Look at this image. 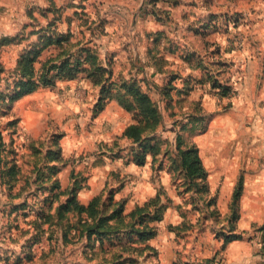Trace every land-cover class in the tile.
<instances>
[{
	"label": "rangeland",
	"instance_id": "rangeland-1",
	"mask_svg": "<svg viewBox=\"0 0 264 264\" xmlns=\"http://www.w3.org/2000/svg\"><path fill=\"white\" fill-rule=\"evenodd\" d=\"M259 25L264 0H0V264H153L152 254L139 257L131 249L136 236L129 217L114 222L101 242L82 235L85 215L73 205L68 210L72 188L80 187L82 203L92 196L82 197L90 187L84 160L106 150L113 161L148 169L154 193L127 206L140 179L122 176L114 164L91 197L100 195L104 215L115 209H107L110 202L124 200L130 212L160 194L170 206L181 201L176 207L185 221L175 227L178 234L200 225L202 208L214 204L218 188L210 190L208 177L190 185L176 157L177 136L186 150L195 143L202 161L211 158V146L201 152L198 137L211 136L212 119L228 112L249 67L264 74V61L251 65L245 54L246 41L252 54L264 53V32L253 31ZM37 50L36 72L66 58L84 61L85 70L15 97ZM124 84L146 93L158 112L146 118L142 142L116 133L139 120L138 113L103 98L104 87L115 95L127 91ZM78 101L85 102L75 106ZM141 143L155 146L144 165L134 162ZM127 186L131 193L119 196ZM252 229L251 237L264 235V223Z\"/></svg>",
	"mask_w": 264,
	"mask_h": 264
},
{
	"label": "crops",
	"instance_id": "crops-1",
	"mask_svg": "<svg viewBox=\"0 0 264 264\" xmlns=\"http://www.w3.org/2000/svg\"><path fill=\"white\" fill-rule=\"evenodd\" d=\"M257 28L264 32V25L256 26L253 31L257 32ZM261 42L264 49V40ZM245 46L248 47L245 54L251 55L246 58L251 65L264 61V53L252 54L253 47L247 41ZM207 97L203 99V103L208 101ZM64 100L67 101L66 98ZM230 100L228 112L217 114L212 119L211 136H208V133L197 139L201 152L211 146V158H203V163L208 172L210 190L215 191L218 188L213 206L202 208V214L208 216V211L216 210L218 215L208 217L200 225L196 224L178 234L174 229L183 223L185 218L177 209V204L181 201L173 198V205L169 206L163 220L156 223L157 235L148 241L158 252L157 257L150 261L153 264H210L209 261L213 259L220 261L217 264H264V235L251 237L253 225L264 223V74L259 75L255 68L253 70L249 67V72L239 78L237 92ZM84 102L73 104L76 106L77 103ZM211 102L213 106L214 101ZM67 103H72L70 98ZM116 133L121 136L123 128H119ZM110 154L111 152L106 150L100 157L90 156L84 160L82 166L88 167L90 172V187L84 190L83 198L100 192L114 164L120 167L122 176L126 173L134 174L133 176L137 177H134L135 179H140L137 188L140 185L141 189L145 187L148 191L145 195L139 189L134 196L135 200L130 198L127 206L131 207L132 201L140 202L154 193L148 180V169L125 164L122 159L113 161ZM238 177H242L243 183L235 234L241 237L225 244L220 233L229 228L225 223L228 222L230 203ZM166 180L165 175L164 184H168ZM130 193L127 186L119 196H127ZM92 196L83 203H88ZM221 219H224V224H221Z\"/></svg>",
	"mask_w": 264,
	"mask_h": 264
},
{
	"label": "trees",
	"instance_id": "trees-1",
	"mask_svg": "<svg viewBox=\"0 0 264 264\" xmlns=\"http://www.w3.org/2000/svg\"><path fill=\"white\" fill-rule=\"evenodd\" d=\"M40 52V50L33 52V56L31 57V59L26 61L27 71H25V75H27V77H24L17 84V92L15 97L20 98L24 95H27L37 90L40 86L54 85L56 79L73 78L78 72H80L81 70H85V67H82L84 66V61L78 59L75 62H71L70 59L66 58L61 62L51 63L50 65L44 63L40 70L36 72L34 63L37 61ZM88 60H90V56L86 57L85 59V61ZM123 88H127V91H125V93L112 95L109 94L108 90L104 87L102 90L103 98H115L118 103L123 108H125V110L129 112L136 111L138 113L137 115L141 118L136 122L131 123L125 129V131H123L121 137L127 138L129 140H134L135 142H142L145 139L143 138L144 131H146V127L148 126V123L145 124V121H147L146 118H154V116L157 115L158 112L155 108L154 102L146 93L140 91L134 85L124 84ZM103 98L101 100H103ZM194 121H197L196 118ZM183 144L184 141L182 140V137L177 136L176 157L181 160V166L184 170L185 178L189 179L190 185H198L199 180L206 182L208 173L202 161L198 146L193 143L188 146V149L186 150L183 148ZM141 148H143V150L135 152L134 162H136L138 165L145 164L146 154L148 151L155 153L154 145H146L141 143ZM242 183L243 179L241 177L233 193L232 201L230 203V212L227 217L229 222V229L226 232L221 231L220 233L224 238L225 244L229 243L235 238L241 237V235L235 234V222L239 218L238 200L240 199L242 194ZM58 186L60 187V184H58ZM205 186L206 185H203L204 188ZM79 189L80 187L72 188L71 190H69L68 193H72V197L68 202V210L72 209L71 206L73 205V209L77 211L79 215H85L84 223H86V232L82 233V235H85V237L88 239L96 236L102 242L104 238H107L109 236L108 231L114 222L115 224L122 223L124 222L125 218L129 217L131 219L130 227H132V231H130V234L136 236L135 239H132V243L136 245L135 247L131 246V249L135 251L136 255L139 257L142 256L143 253H147V257H151L152 255L154 257H157V250L150 244H148V241L157 235L158 228L156 226V223L163 220L164 215L170 206V199H167V201L164 202L160 194H157L154 198H150L142 205L136 206L130 212H126L124 200H122V202H110L107 209L112 206L113 207L110 208V210L114 208L115 209L112 210V214L104 215L102 209H104L103 207L106 206L104 205V202L101 201L100 195L94 196L88 203H82L77 197ZM189 190L190 188L188 187L186 191ZM212 204L213 201L209 202L208 207L212 206ZM215 213L216 211L210 212L209 217L214 216L213 214ZM207 218V216L204 217V219ZM135 261L136 260H131L132 264ZM136 262L137 264H140L138 259ZM209 262L210 264H217L220 261L218 259H213ZM174 264L180 263L175 262Z\"/></svg>",
	"mask_w": 264,
	"mask_h": 264
},
{
	"label": "built area",
	"instance_id": "built-area-1",
	"mask_svg": "<svg viewBox=\"0 0 264 264\" xmlns=\"http://www.w3.org/2000/svg\"><path fill=\"white\" fill-rule=\"evenodd\" d=\"M212 264H214V263H212Z\"/></svg>",
	"mask_w": 264,
	"mask_h": 264
}]
</instances>
